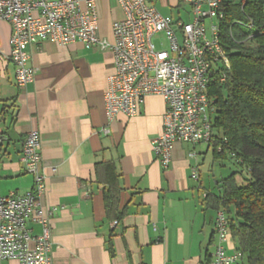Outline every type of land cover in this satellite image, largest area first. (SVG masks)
I'll return each mask as SVG.
<instances>
[{"label": "crops", "instance_id": "1", "mask_svg": "<svg viewBox=\"0 0 264 264\" xmlns=\"http://www.w3.org/2000/svg\"><path fill=\"white\" fill-rule=\"evenodd\" d=\"M93 1L97 34L111 42L112 24L122 10L117 0ZM169 1L157 0V9L178 15L179 0ZM9 31L0 21V196L32 188L20 151L25 135L37 130L45 176L39 201L53 209V264H209L217 210L204 201L208 186L190 177L199 162L197 144L175 142L166 167L153 152L162 130V98L146 95L137 115L118 113L108 121L103 96L113 71L111 50L81 42L28 45L35 76L18 87ZM104 163L118 175L119 220L105 211L103 190L114 173ZM28 226L31 234L41 232L37 223ZM225 247L228 253L236 250L231 235ZM235 264L247 262L242 257Z\"/></svg>", "mask_w": 264, "mask_h": 264}, {"label": "built area", "instance_id": "2", "mask_svg": "<svg viewBox=\"0 0 264 264\" xmlns=\"http://www.w3.org/2000/svg\"><path fill=\"white\" fill-rule=\"evenodd\" d=\"M156 2L117 0L123 16L112 24L111 42L97 34L93 0H0V21L10 26L9 60L18 87L35 76L26 49L32 43L81 42L86 48H109L113 71L103 96L106 118L112 120L118 113L133 117L139 113L144 96H160L165 109L153 152L166 167L175 142L194 146L210 141L213 109L208 86L215 80L223 81L230 63L219 38L222 0H179L175 18L162 14ZM158 33L163 35L166 48H157L152 42V36ZM20 152L33 186L20 195L9 192L0 196V260L53 264L49 225L53 209L45 210L39 201L45 176L40 170L37 130L25 135ZM190 177L198 181L196 167ZM213 220L215 241L209 264L237 263L243 257L241 251L228 253L225 247L230 236L227 214L217 210ZM29 222L39 224L41 232L31 234Z\"/></svg>", "mask_w": 264, "mask_h": 264}, {"label": "trees", "instance_id": "3", "mask_svg": "<svg viewBox=\"0 0 264 264\" xmlns=\"http://www.w3.org/2000/svg\"><path fill=\"white\" fill-rule=\"evenodd\" d=\"M221 7L219 38L230 67L222 82L208 86L213 113L207 146L218 158L229 155L249 176L240 185L231 172L204 201L227 214L230 235L247 264H264V0H222ZM103 166L114 173L103 190L105 211L119 220L118 175L110 163Z\"/></svg>", "mask_w": 264, "mask_h": 264}, {"label": "rangeland", "instance_id": "4", "mask_svg": "<svg viewBox=\"0 0 264 264\" xmlns=\"http://www.w3.org/2000/svg\"><path fill=\"white\" fill-rule=\"evenodd\" d=\"M171 3V0L169 1ZM167 11V10H166ZM164 13H166L164 11ZM172 16H176V12L173 10L171 12ZM183 18L186 19L187 15L183 12ZM152 42L157 48H166L167 43L161 33L155 34L151 38ZM213 146L210 145L206 149V144H197L195 147V152L198 153L197 157L199 159L198 165L196 166L198 179L200 183H205L208 186L209 192L217 193L218 189L216 187V182L222 177H226L231 172H236V180L238 184H244L246 179H248V172L246 169L234 162V159L229 155L226 158H218L213 153Z\"/></svg>", "mask_w": 264, "mask_h": 264}]
</instances>
